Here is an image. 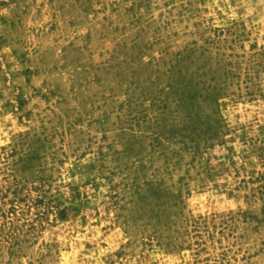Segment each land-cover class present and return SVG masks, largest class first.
Returning <instances> with one entry per match:
<instances>
[{"label": "rangeland", "instance_id": "rangeland-1", "mask_svg": "<svg viewBox=\"0 0 264 264\" xmlns=\"http://www.w3.org/2000/svg\"><path fill=\"white\" fill-rule=\"evenodd\" d=\"M0 264H264V0H0Z\"/></svg>", "mask_w": 264, "mask_h": 264}]
</instances>
